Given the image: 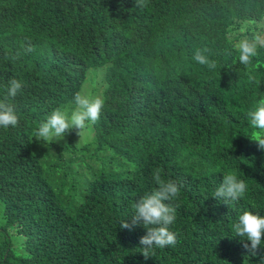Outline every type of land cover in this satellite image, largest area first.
<instances>
[{
	"label": "trees",
	"instance_id": "16d2710c",
	"mask_svg": "<svg viewBox=\"0 0 264 264\" xmlns=\"http://www.w3.org/2000/svg\"><path fill=\"white\" fill-rule=\"evenodd\" d=\"M260 31L264 0H0V99L9 79L25 84L9 101L18 126L0 128V264H259L232 224L264 216L248 117L264 98V49L245 70L234 47ZM77 92L104 99L100 120L36 140ZM156 168L182 184L177 243L145 260L146 229L120 223L157 187ZM228 172L247 192L226 204L213 196Z\"/></svg>",
	"mask_w": 264,
	"mask_h": 264
},
{
	"label": "clouds",
	"instance_id": "9594fccd",
	"mask_svg": "<svg viewBox=\"0 0 264 264\" xmlns=\"http://www.w3.org/2000/svg\"><path fill=\"white\" fill-rule=\"evenodd\" d=\"M138 6H145V0H138ZM245 28H242L241 32H244ZM23 47L25 55L35 52V46L31 42ZM234 47L238 53L239 64L247 70L259 55V50L264 49V31L245 35L235 43ZM207 51V49H197L193 60L214 69L216 62L209 59L205 54ZM24 87L22 80L15 77L8 80L6 95L0 99V128L18 126L20 117L15 106L9 101L21 94ZM104 103V99L100 96L77 92L74 96L73 110L69 112L67 109H54L47 119L40 123L35 132V139L43 142L61 140L73 130H78L81 136L88 126L100 120ZM248 117L251 127L257 130L250 139L257 143L259 149L264 150V98L259 100L254 110L248 112ZM153 179L157 187L140 197L132 205L134 214L131 218L120 223L122 229L133 230L140 226L146 229V235L140 239V244L143 246L141 253L145 260L154 256L155 248L174 246L177 243V234L170 229V226L176 220V206L173 202L179 198L182 184L174 179H165L160 168L153 170ZM246 192V181L234 172H228L223 176L213 197L228 204L230 201H238ZM232 230L235 237L250 241V245L244 244L248 249L245 257H259V264H264V256H261V251L264 250V216L258 212L245 211L232 224Z\"/></svg>",
	"mask_w": 264,
	"mask_h": 264
}]
</instances>
